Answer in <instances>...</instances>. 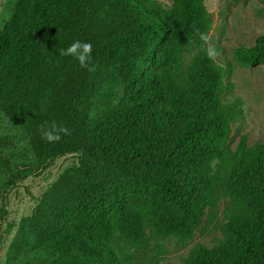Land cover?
<instances>
[{
  "label": "trees",
  "instance_id": "1",
  "mask_svg": "<svg viewBox=\"0 0 264 264\" xmlns=\"http://www.w3.org/2000/svg\"><path fill=\"white\" fill-rule=\"evenodd\" d=\"M211 26L203 0H172L169 8L155 0H17L0 29V106L28 137L37 161L79 154L85 188L94 185L91 172L103 161L140 160L159 177L168 203L194 220L206 205L239 190L242 210L227 223L223 245H197L184 264H264V142L248 151L241 142L231 151L241 100L221 99L233 87L228 70L207 55L190 66L178 63L182 49L199 47ZM74 40L92 44L88 68L59 56ZM234 54L244 66L264 65V34ZM110 81L124 88L109 102ZM53 125L67 129L54 143L42 138ZM205 157L219 161L209 177L198 170ZM137 198L136 189H125L108 196L100 213L67 214L37 255L30 247L26 260L7 264H129L108 227ZM98 218L106 231L86 226ZM157 225L165 235L168 229ZM116 227L139 245L141 229L123 220Z\"/></svg>",
  "mask_w": 264,
  "mask_h": 264
},
{
  "label": "rangeland",
  "instance_id": "2",
  "mask_svg": "<svg viewBox=\"0 0 264 264\" xmlns=\"http://www.w3.org/2000/svg\"><path fill=\"white\" fill-rule=\"evenodd\" d=\"M155 1L162 8L172 4V0ZM16 2L0 0V29L12 16ZM203 4L212 18L205 34L209 39L199 47L182 49L179 67L198 62L209 44L217 49L214 62L228 70L226 80L233 84L232 89L221 92V99L241 100V113L231 122L228 147L234 151L243 142L248 151L255 143L264 142V65H242L234 49L252 44L258 33L264 34V0H203ZM105 87V99L110 102L111 97H119L124 85L110 81ZM0 155V264L26 260L30 247L37 255L41 241L67 214L100 213L108 196L125 189H136L140 201L122 207L108 230L114 235L117 251L130 255L129 264H184L197 245L209 250L223 245L227 223L242 210L238 190L206 205L200 218L194 220L191 213H181L168 203L157 188L159 177L146 171L140 160L122 164L103 161L91 172L96 182L85 188L77 172L82 163L79 154L37 161L28 137L1 106ZM218 166V159L205 157L198 170L209 177ZM94 219L87 220L86 226L106 231L99 218ZM121 220L141 229L138 246H131L118 232L116 222ZM157 224L168 229L165 235Z\"/></svg>",
  "mask_w": 264,
  "mask_h": 264
},
{
  "label": "clouds",
  "instance_id": "3",
  "mask_svg": "<svg viewBox=\"0 0 264 264\" xmlns=\"http://www.w3.org/2000/svg\"><path fill=\"white\" fill-rule=\"evenodd\" d=\"M200 39L207 42L209 38L201 33ZM58 52L61 57H71L77 61L81 68H88L92 60V44L86 41L74 40L66 48L59 49ZM206 55L210 61H215V58L218 55L217 49L209 44L206 49ZM62 132H67V129H57L56 126L53 125L50 129L43 130L42 138L48 142L54 143L60 139V133Z\"/></svg>",
  "mask_w": 264,
  "mask_h": 264
}]
</instances>
